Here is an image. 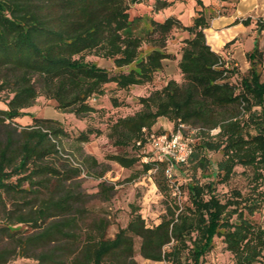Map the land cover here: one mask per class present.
<instances>
[{"label": "trees", "instance_id": "1", "mask_svg": "<svg viewBox=\"0 0 264 264\" xmlns=\"http://www.w3.org/2000/svg\"><path fill=\"white\" fill-rule=\"evenodd\" d=\"M176 1L156 0L155 10L165 9ZM197 2L203 8L197 10L191 24H183L180 18L170 15L163 20L151 19L149 25L139 30L144 16L131 17L126 0H0V93L12 94L7 96V108H0V124L25 115V109L32 106L40 94L56 99L58 108L63 111L86 116L95 110L89 99L104 94L105 84L116 82L118 87L126 88L152 80L154 73L162 68L163 60L169 57L163 46L170 33L181 28L190 35L184 40L179 61L185 82L171 80L163 89L143 98L146 108L117 120L111 136L118 144L134 139V146L140 147L145 141L142 129L150 128L160 116L178 121L176 124L216 116L211 126L219 128L222 142L217 145L204 142L203 147L223 149L227 158L220 162V168L228 174L236 161L260 164L264 168V80L259 69L264 61V50L256 43L247 51L249 67L246 71H239L229 62L226 66L224 55L211 48L205 33L216 14L213 10L205 11L204 6L216 3ZM241 21L250 24L251 18ZM257 29L262 31L264 22L258 20ZM144 41H152L154 47L146 57H141ZM85 53L113 58L119 67L132 63L135 67L128 72L113 73L86 60ZM240 72L243 76L237 88L229 78ZM239 108L254 121V133L247 132L246 136L238 119L223 118L224 111ZM217 115L222 116L220 121ZM33 118L27 141L16 146L14 132L9 131L0 149V204L4 193L26 191L21 182L32 181L36 171L51 172L47 164L39 163L43 154L37 149L53 135L66 134L58 120ZM196 156L193 145L189 160L173 164L172 173ZM118 160L125 166L134 162V158L119 157ZM160 163L166 165L167 171L170 161ZM202 164L203 160L199 165ZM146 166L149 169L152 164ZM14 176L16 181H12ZM156 183L166 194L165 182L157 178ZM189 192L192 206L174 217L171 227L164 219L154 229L161 234L160 239L152 241L156 248H149L157 250L149 257L172 264H201L214 247L215 236L220 235L238 264H264V225L242 214L231 222L226 203L213 192L206 198L205 186L191 183ZM50 215L40 208L36 217L22 215L18 222H33L42 227L41 223ZM135 221L132 219L129 226L113 238L75 232L72 236L84 250L72 256L73 261L77 257L81 264H110L108 258L125 247L129 234L139 233L133 228ZM43 229L47 235L48 226ZM168 243L171 244L163 248Z\"/></svg>", "mask_w": 264, "mask_h": 264}, {"label": "rangeland", "instance_id": "2", "mask_svg": "<svg viewBox=\"0 0 264 264\" xmlns=\"http://www.w3.org/2000/svg\"><path fill=\"white\" fill-rule=\"evenodd\" d=\"M126 1L130 4L131 17L144 16L139 30L149 25L151 19L163 20L170 15L180 18L183 24H191L197 10L203 8L198 0H178L159 11L155 10L156 0ZM214 2L216 5L204 6V10H213L217 15L235 5V0ZM260 22H264V15H261ZM189 36L184 29L172 30L163 46L169 57L163 60L162 68L154 73L152 80L126 88L118 87L116 82L105 84L104 94L89 99L95 110L86 116L79 117L73 112L63 111L58 108L56 99L40 94L34 104L25 109V115L0 124V149L9 131L14 132L16 146L27 141L33 117L58 120L66 132L53 135L37 149L43 154L39 163L47 164L51 172L33 173L32 181L21 182V187L26 188L22 193H4L3 203L0 204V264H81L77 257L74 261L72 259V256L84 250L79 246L80 242L73 238L75 232L113 238L121 229L127 228L132 219H136L133 228L139 233L129 232L125 247L110 255L108 262L172 264L149 257L157 250L149 247L156 248L152 241L160 239L161 233L154 229L164 219L171 227L172 219L192 206L189 192L191 183L205 186L206 198L213 192L226 203L231 222L242 214L256 224L264 225L262 165L236 161L226 174L219 165L227 158L223 149L203 147L204 142L213 145L222 142V137L218 135L219 128L211 126L216 116L185 122L182 133L195 146L197 156L188 164L179 166L171 175L165 170L166 165L160 163L152 135L170 134L178 127V121L167 116L158 117L150 128L142 129L145 141L140 147L134 146V139L126 144H118L111 136L117 120L133 116L146 108L143 98L163 89L171 80L180 84L185 82L179 61L184 40ZM152 43H142L141 57H146L151 51L154 47ZM84 57L113 73L128 72L135 67V63L119 67L113 58L95 53H85ZM227 62L235 65L239 71L247 70L245 66L242 67L244 60L236 65L235 60L225 57L226 66ZM259 69L264 80V61ZM242 76L240 72L229 80L240 88ZM11 95L0 93V108H7V96ZM223 118H227V121L238 119L245 135L255 132L254 121L240 108L224 111ZM216 119L220 121L222 116L217 115ZM32 142L36 145V140ZM119 157L134 158V162L125 166L119 162ZM202 160L203 164L199 165ZM147 164H152V167L148 169ZM157 178L165 182L166 194L158 188ZM16 180L15 176L12 177V181ZM40 208H44L46 214H51L47 220L39 222L43 224L42 227L33 222H18L22 215L26 218L36 217ZM44 226L49 228L47 235L44 234ZM201 264L238 263L234 254L226 248L224 237L217 235L214 247L204 256Z\"/></svg>", "mask_w": 264, "mask_h": 264}, {"label": "crops", "instance_id": "3", "mask_svg": "<svg viewBox=\"0 0 264 264\" xmlns=\"http://www.w3.org/2000/svg\"><path fill=\"white\" fill-rule=\"evenodd\" d=\"M203 1L210 4L214 0ZM229 9L212 19L211 27L206 29L207 42L216 52L235 60L236 65L244 60L242 67L248 68L247 51L256 43L264 50V29H257V21L264 15V0H236ZM248 17L250 24H244L241 20Z\"/></svg>", "mask_w": 264, "mask_h": 264}, {"label": "built area", "instance_id": "4", "mask_svg": "<svg viewBox=\"0 0 264 264\" xmlns=\"http://www.w3.org/2000/svg\"><path fill=\"white\" fill-rule=\"evenodd\" d=\"M177 125L178 127L170 134L152 135V141L159 154V159L170 161L167 168L169 175L172 173L173 164L187 162L193 152L191 140H187L182 133L186 124L178 123ZM140 143L141 141H138V144Z\"/></svg>", "mask_w": 264, "mask_h": 264}]
</instances>
